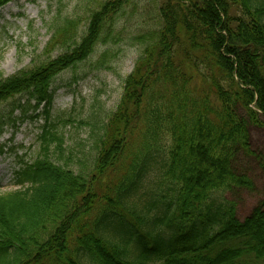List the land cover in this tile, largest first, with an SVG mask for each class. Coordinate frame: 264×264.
<instances>
[{"label": "trees", "instance_id": "trees-1", "mask_svg": "<svg viewBox=\"0 0 264 264\" xmlns=\"http://www.w3.org/2000/svg\"><path fill=\"white\" fill-rule=\"evenodd\" d=\"M137 2L88 0L79 37L56 10L47 45L62 53L0 73V103L24 95L11 113L43 105L47 117L56 75L119 35ZM150 5L153 25L132 38L141 54L116 110L80 123L89 145L67 144L58 123L73 120L58 116L42 127L38 157L14 171L19 187L0 192V264H264V200L240 220L224 197L253 189L233 163L255 155L248 125H263L264 0Z\"/></svg>", "mask_w": 264, "mask_h": 264}, {"label": "rangeland", "instance_id": "rangeland-1", "mask_svg": "<svg viewBox=\"0 0 264 264\" xmlns=\"http://www.w3.org/2000/svg\"><path fill=\"white\" fill-rule=\"evenodd\" d=\"M151 0H139L136 6H126L117 21L116 42L112 36L99 43L86 60L60 72L54 78L55 88L52 108L46 117L43 105L34 109L25 104L27 112L15 110L13 104L26 100V96H16L0 103V192L18 188L14 184L13 171L21 167V162H33L41 151L39 136L45 124L57 122V117H70L73 122L65 127L58 123V132L64 131L67 144L82 142L89 145L90 127L80 124L91 121L93 114H110L116 110L126 77L132 72L141 54V47L132 40L138 30L153 25V15L147 12ZM88 0H12L0 7V73L8 77L20 70L35 66L48 58L62 53L61 46L47 44L52 32L49 24L56 10H60V20L76 23L74 32L78 37L86 29ZM150 9V12L152 11ZM80 19V21H79ZM108 52L102 67L95 65L103 52ZM48 118V120H47ZM263 125H248L250 148L255 153L246 156L239 152L233 163L237 172L247 174L253 181V189H234L225 193L228 201L236 205V216L242 220L252 209L264 200V175L259 160L264 161V116ZM145 190L138 193L145 198Z\"/></svg>", "mask_w": 264, "mask_h": 264}]
</instances>
